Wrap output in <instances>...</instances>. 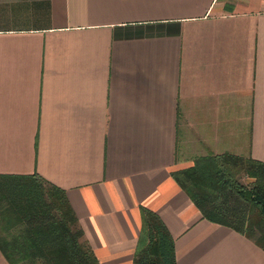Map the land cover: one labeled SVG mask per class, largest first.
<instances>
[{"label":"crops","instance_id":"1","mask_svg":"<svg viewBox=\"0 0 264 264\" xmlns=\"http://www.w3.org/2000/svg\"><path fill=\"white\" fill-rule=\"evenodd\" d=\"M221 152L264 161V0H0V173L61 187L99 264L141 207L175 264H264L171 174Z\"/></svg>","mask_w":264,"mask_h":264},{"label":"trees","instance_id":"2","mask_svg":"<svg viewBox=\"0 0 264 264\" xmlns=\"http://www.w3.org/2000/svg\"><path fill=\"white\" fill-rule=\"evenodd\" d=\"M171 174L202 217L264 250V161L208 153ZM0 251L9 264H99L64 190L37 173H0ZM132 264H175L171 235L144 207Z\"/></svg>","mask_w":264,"mask_h":264}]
</instances>
